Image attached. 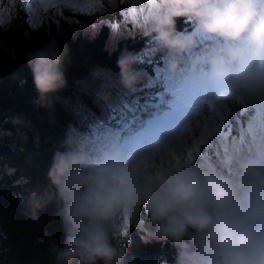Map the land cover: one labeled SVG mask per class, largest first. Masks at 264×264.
I'll list each match as a JSON object with an SVG mask.
<instances>
[{"label":"clouds","instance_id":"clouds-1","mask_svg":"<svg viewBox=\"0 0 264 264\" xmlns=\"http://www.w3.org/2000/svg\"><path fill=\"white\" fill-rule=\"evenodd\" d=\"M181 17L218 41L193 58L189 71L206 63L208 86H222L252 111L264 110V0H163L151 31L170 74L197 47L191 33L177 28ZM62 39L51 36L25 54L42 106L67 85L70 49ZM140 63L139 53L127 51L116 61L120 83L131 92L143 80ZM84 144L82 135L67 137L64 150L53 154L49 188L28 196L33 221L53 198L60 205L65 237L49 249L53 264H126L128 253L114 246L112 233L122 211L139 218L140 209L152 237L176 249L175 264H264V146L240 158L234 176L199 164L158 177L132 175L119 148L90 154Z\"/></svg>","mask_w":264,"mask_h":264},{"label":"trees","instance_id":"trees-1","mask_svg":"<svg viewBox=\"0 0 264 264\" xmlns=\"http://www.w3.org/2000/svg\"><path fill=\"white\" fill-rule=\"evenodd\" d=\"M19 11L17 9L18 15L21 13ZM130 11H135V17L139 14L137 9ZM143 11L147 16L140 17L139 14L135 19V28L122 37L118 34L112 36V27L103 25L90 36L77 33L74 37H63L61 43L66 42L70 49L65 62L67 85L52 94L43 106L37 99L38 94L32 73L25 62V54L36 47H43L54 32V25L47 19L46 23L32 28L27 22L20 23V18H16L11 27L0 26V132L3 133L0 138V167L9 171L5 177L2 176L3 182H0V264H53L49 249L52 244H63L65 228L57 215L60 205L55 198L39 212L38 220L33 221L26 214L29 193L39 191L42 194L49 188L47 173L53 154L64 150L67 137L82 135L87 129L83 120L68 111L58 97L72 98L76 82L95 71L109 72L110 77L120 82L116 61L121 53L127 51L140 54L142 63L138 67L143 71V80L134 92L128 93L123 88L119 93L121 97L133 94L138 99L142 94L140 90L148 83L147 75H152V82L155 83L163 75L191 74L189 69L193 58L201 56L204 49L218 43L217 38L198 32L195 21L178 18L177 28L191 33L196 39L197 47L186 54L180 69L175 74H170L162 67L166 62L165 53L157 50L152 38L154 33L151 31V18L156 12L146 6ZM201 65L202 63L193 73L198 72ZM145 92L151 94V85ZM225 101L229 105V101ZM132 104H136V101H132ZM125 112L124 120L119 125L113 123L120 128V133L114 139L109 136V141L116 144L117 139L126 136L127 126H134L135 121L131 120L127 110ZM243 112L238 117L236 128L229 107L228 112L223 114L226 122L219 123L221 132L225 128L230 129L226 144H221L220 138H213L210 148H201V155L207 152V156L203 161L194 158L195 164H203L215 168L220 174L234 176L238 160L264 146L257 141L252 151L246 153L240 150L242 143L248 142L250 122L264 121V113H254L251 110ZM184 159L181 156L178 165ZM156 172L157 169L152 166L146 173ZM51 191L54 193L55 189L52 188ZM126 217L129 234H119L115 239L112 238L114 246L127 251L126 264H175L176 249L170 242L152 237V226L144 209H140L139 218L130 217L127 211ZM124 218L125 214L122 217L120 213L116 219L115 227L119 225L121 233L125 227ZM140 219L143 220V225Z\"/></svg>","mask_w":264,"mask_h":264},{"label":"rangeland","instance_id":"rangeland-1","mask_svg":"<svg viewBox=\"0 0 264 264\" xmlns=\"http://www.w3.org/2000/svg\"><path fill=\"white\" fill-rule=\"evenodd\" d=\"M48 2L49 0H31V6L25 9L24 5L20 3V0H14V2L11 4L8 2V0H0V11H5L6 23L3 25V27H11L16 18H20V23L25 21L28 25L31 26V24L25 19V17L28 12L35 11V15L38 18L37 26H39L41 23H46L47 19L54 25V32L52 35H50V37L56 35H60L62 37H74L77 33L82 36H90L93 35L96 32L97 28L101 25L105 27L107 26L108 28H110L111 26L112 29L110 28V32L112 36L118 34V36L120 35L119 37H122L127 33H131V30L135 28V19L139 17V14L140 17H142V15L147 16L146 12L143 11V8L145 6L147 8H150L151 10L154 9L155 12L159 9H155L153 7L151 0H122V2L121 0H116V2L113 4H104L103 10H99L93 13L83 12L85 13L86 17L84 21L82 19H79V11H70L63 7H60L59 11L48 8V10L45 12L43 10V6ZM72 2L95 3V0H72ZM17 9L20 10L19 12H21L19 13V15L18 13H16ZM134 9H137V12H139L137 17H135V11L129 12V10ZM61 18L63 19L60 21L59 19ZM29 19H31V17H29ZM110 76L111 74L109 72H92L86 78H83L76 82L75 86L73 87L72 98L68 99L58 97L62 105L68 111L77 116L79 119H82L86 124L87 129L82 132V136L85 139V150H87L89 153L93 152L96 154V152L101 153L106 150H112V147L109 146L104 147L99 151L96 148L104 145L103 142H100V139L103 140L107 138L108 134L112 139H114L121 131L118 126L113 125L112 120L114 115H111L112 113L110 112V109L106 108V106L113 105L115 102H117L118 99L121 103H127V101L124 100L125 96L121 97L119 93L120 89L123 90L124 87L120 82ZM126 91L128 93L131 92L127 89ZM84 96L89 99L90 103ZM127 96L131 97L130 95ZM224 97H227L229 100V105H232L233 102L227 93L224 94ZM171 99V96H168L166 98V100ZM202 103H206V107L201 108V116H203L205 113L211 114L218 111L215 107V100H206ZM214 104L215 106L213 107ZM117 107H119V105H117ZM230 108L232 118L235 120V122L232 123L235 124L236 128H238V117L240 113L242 114L244 112H242L240 106H232ZM168 110L169 107L167 105L166 107L160 105L156 110L153 118L149 119V121L147 122H143V126L142 128H140L137 136L139 137L142 132L151 127V123L153 120L156 119L161 122H165L168 118L167 114H162L163 112ZM125 111L126 109L120 108L119 114L121 116H124L126 114ZM97 121H99V123H97ZM229 132L230 130L226 128L221 132V144H226ZM2 136L3 133L0 132V138ZM183 136L198 138V134L195 131L191 130V128H189L188 130L181 129V131L178 133L177 139ZM120 149H122L123 153L126 154V150L124 148ZM180 150L187 151V147L184 146L183 140H181L180 142ZM180 157L181 155L178 154V150L171 147V141H165L162 139L160 143L156 144L155 151L144 156V158L150 161V165L146 163V160H143L142 162L138 160L137 163L141 166L142 175H148L150 173L146 172L150 170L152 166H154L157 171L161 172H164L169 167L178 166V160ZM173 160H175V163H173ZM7 173H9L7 168L0 167V182H3L1 178L2 176L5 177ZM124 214L126 216V211L121 212L122 217L124 216ZM118 233H121V228L119 225L115 227V230L112 233V238L115 239L118 236Z\"/></svg>","mask_w":264,"mask_h":264},{"label":"snow or ice","instance_id":"snow-or-ice-1","mask_svg":"<svg viewBox=\"0 0 264 264\" xmlns=\"http://www.w3.org/2000/svg\"><path fill=\"white\" fill-rule=\"evenodd\" d=\"M8 2L11 4L14 0H8ZM115 2L116 0H95V3H74L72 0H49L43 6V10L46 12L48 8H52L59 11V8L63 7L70 11L93 13L103 10L104 4H113ZM20 3L24 5L25 9L31 6V0H20ZM151 3L155 9H158L161 7L163 0H151ZM25 19L31 24L32 28L37 26L38 18L35 15V11L28 12ZM5 23V11H0V26ZM206 69V63H202L199 71L191 76H185L182 73L174 77L163 75L155 83L152 82V75H147L146 80L148 83L140 90L142 94L139 95L138 99L136 96H125L124 100L127 103H121L118 99L113 105L106 106L114 115L119 114L120 108L126 109L133 121H139V117L142 114H151L153 112L151 105L167 104L169 107V110L162 114H167L168 118L165 122L155 119L152 121L151 127L142 132L138 138L133 137L124 141L122 148L126 150L125 162L132 175H142L141 166L137 161L142 160L146 154H151L156 150L154 141L158 139L170 140L171 147L177 149L178 154L185 158L178 166L169 167L167 170L174 168L179 170L181 167H197L198 164L194 163V158H200L203 161L207 156V152L201 155V148H210L212 139L221 137V127L218 126V123L221 121L226 122V116L223 114L228 112L229 107L240 106L242 112L251 110V106L243 99L230 98L233 103L228 105L224 99L225 90L222 86H208L205 83L207 77ZM149 85H151V94L145 92ZM160 89L163 90L161 91ZM166 96H171L172 99L166 100ZM134 100L136 104H132ZM206 100H215V107L218 111L211 114L205 113L201 116V108L206 107V103L202 102ZM254 113H264V110H255ZM189 128L198 134V138L183 136L177 139L181 129L188 130ZM181 140H183L184 146L187 147V151L180 150ZM257 141H259V144H264V121L258 123L250 122L248 142L242 143L240 150L246 153L252 151L257 145ZM173 163H175V160H173ZM164 172L157 171L155 175L163 177ZM121 182L123 183V180ZM123 223L125 224L123 232L118 233V235L127 236L129 233L126 216Z\"/></svg>","mask_w":264,"mask_h":264},{"label":"bare ground","instance_id":"bare-ground-1","mask_svg":"<svg viewBox=\"0 0 264 264\" xmlns=\"http://www.w3.org/2000/svg\"><path fill=\"white\" fill-rule=\"evenodd\" d=\"M79 19H82V20L86 19V17H85V13L80 12V14H79ZM84 21H85V20H84Z\"/></svg>","mask_w":264,"mask_h":264}]
</instances>
